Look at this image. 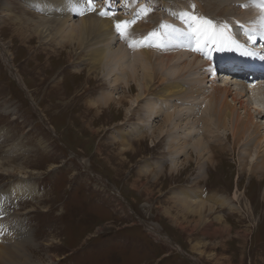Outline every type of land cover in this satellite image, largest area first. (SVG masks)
<instances>
[{
    "label": "rangeland",
    "instance_id": "rangeland-1",
    "mask_svg": "<svg viewBox=\"0 0 264 264\" xmlns=\"http://www.w3.org/2000/svg\"><path fill=\"white\" fill-rule=\"evenodd\" d=\"M75 1L88 4L87 10L72 15L75 23L85 16L104 18L99 15L105 11L113 16L121 13L114 0ZM148 1L163 4L178 0L138 2L147 4ZM186 1L211 4L213 9L221 6L220 0ZM24 2L0 0V246L20 244L26 255L15 263L22 264L26 260L23 264H264V166L261 164L264 147L258 143L259 137L264 135V116L250 111L251 104L246 106V101H242L243 105L238 101L234 103L235 93L231 89L226 98L227 103L235 104L237 120L231 118V122H226L227 128L220 126L219 129L212 122L204 123L205 118H210L206 113L209 111L207 98L213 88L224 84L228 89L234 87L230 82L236 79H231L227 67L245 72V63L233 64L225 58L221 63L216 61L211 68L195 64L190 77L201 82V92H196L198 84L182 81L186 76L174 79L177 87L180 84L187 87L188 94L163 98L167 100L165 105L155 107L158 116L148 119L144 112L141 114L147 99L150 98V104L162 101L157 93L166 88V82L173 80L163 81L162 77L179 69L168 67L171 60L167 58L168 70L158 71L152 94L139 101L135 109L130 108V115L128 100L124 98L125 103L121 104L114 100L105 105L103 93L113 90L115 97L130 99L138 92L135 82L130 81L134 88L129 89L128 81H115L104 66L100 69L95 66L96 70L92 71L94 56L90 52L93 47L88 40L78 48L67 46L64 50L53 42L42 44V40L31 34L36 30L34 22L54 13L47 8H26ZM237 3L238 0L232 5L223 1V5H234L237 11L249 10L248 5ZM256 3L264 13V0ZM162 9L153 15H162ZM21 11L28 12L29 23L34 24L32 28L28 26L30 30L24 27L23 37L19 24L11 23L21 16ZM193 11L198 12V8ZM207 11H204L206 15ZM218 15L211 13L212 20ZM238 15H219L215 26L222 24L221 27L227 25L225 29H230L234 16L236 23L237 18H243ZM258 19L253 17L252 25L260 32ZM237 26L246 27L243 22L235 28ZM236 40L246 48L245 37ZM219 46L209 55L213 59L206 57L203 50L201 64L213 62L219 50L220 56L225 55V49ZM178 47L185 49L181 51L185 54L187 48ZM261 48L257 52L264 54ZM186 56V59L194 57ZM155 59L158 58L153 62L159 67L157 62L160 61ZM131 62L132 57L125 67L126 74L131 71ZM137 66L140 65L137 63ZM221 66L226 68L220 69ZM260 75L262 81L264 74ZM112 85L115 88L111 89ZM242 86L239 88L250 89L247 84ZM258 104L264 109V97ZM181 108L191 118L185 124L179 122V132L173 131L180 133L191 123L194 126L192 137L203 136L205 145L214 146L215 151L200 155L190 144L185 152H179V169L175 172L169 157L172 153L168 149L169 138L165 134L163 139L159 135L162 142L154 145L152 136L147 135L139 143L127 129L134 123L146 129H159L168 112ZM126 114H129L127 118ZM250 114L255 124L253 130L259 135L255 134L252 140L247 133L234 138L233 127L244 123ZM177 115L174 122L185 116ZM204 126H212L215 134L207 137ZM167 127L171 128V124ZM181 134L184 135V131ZM212 160L217 162L212 164ZM148 162L153 169L146 175L143 171L149 167ZM182 162H187L185 168ZM159 168L162 173L157 176ZM22 182H28L33 192L14 196L12 185ZM182 196L192 198L188 210L180 207ZM198 201L206 203L203 213ZM148 225L158 226L163 237L158 238Z\"/></svg>",
    "mask_w": 264,
    "mask_h": 264
},
{
    "label": "bare ground",
    "instance_id": "bare-ground-1",
    "mask_svg": "<svg viewBox=\"0 0 264 264\" xmlns=\"http://www.w3.org/2000/svg\"><path fill=\"white\" fill-rule=\"evenodd\" d=\"M55 1L60 3L61 6L59 7L58 4H55L54 0L52 1L51 0H25L24 6H26V8L31 9L32 7L33 8L35 7L34 8L35 10L37 9L43 10V8H47V9H50L51 12L54 13V14H51L45 20H41L40 22H34L36 30L33 31L31 34L36 36L38 39L42 40L43 41L42 44L48 41L51 43L53 42V44L56 43L57 45H60L62 50H64L67 46L72 47V48L77 46L78 48L81 46L82 43H84L85 41L87 42L88 40V42H90L89 46H91V48L93 47V49L90 52V54L94 56V59H91L92 64H94V66L91 67L92 71L96 70L95 68L97 67H99L100 69L104 66L105 69H109L107 70L108 74L112 73L114 75L115 81H121L122 79H124L125 81H128L127 87L129 89L134 88L133 85L131 86L130 81L133 80L135 82L138 88V92L135 95H133V97L131 98L129 96L130 99H128V97H121V96L115 97V92H113V90L103 93V96H105V100H104L105 105H107L109 102H112L114 100H116L115 102H118L120 104L125 103V100H128V102L130 103V106L128 107L129 109L127 108L128 109L127 112L129 114L131 113L130 108H132L131 110H133L135 106H139V101H142L144 98H146V95L152 94L153 85H155L153 80L155 79L154 81L156 82L155 77L158 75L159 73L158 71H160L161 69H163V72H164L166 71L168 67L175 68L174 70H177V68H179L177 71H175V73L174 72L169 73L170 75L167 74L165 75V77L164 76L162 77L163 81L173 79L171 82H166L165 83L167 84L166 88H162L157 93V96L161 98L162 101L158 100L157 103L154 102L150 104L148 101L150 98L149 99L146 98L147 101L145 103V107L142 109L143 111L141 110V114L144 112L147 115L148 119H151L152 117L154 119L155 117L158 116L157 114L159 113V111H157L155 107H157L158 109V106L161 107L162 103L163 105H165V102L167 100L163 98H170L173 96L187 93V90H188L187 87L183 86L182 84H180V86L177 87L176 83H173L174 79L180 80V77L186 76L184 80L182 81L189 83L190 85L192 83L195 86L198 84L197 86L199 87V89H197L196 92L198 93L201 92L200 91L201 82H199L197 79H192V77H190V74L193 73V70H194L193 66H195V64L200 65L202 68H205V67L211 68V67H214V63H216V61L219 60L221 63V61H223L222 59H225V58L230 59V60H234L238 58V63L240 62L245 63V67L249 66V68L259 67L260 64L264 63V54H261L262 51L257 52L258 48L263 47L264 49V13L262 9L256 3L257 0L256 1L254 0L255 2L253 3H251L250 0H238L239 4L238 3L237 4L239 6L240 4L244 6L248 5V9L250 11L247 9L248 10L247 12L243 11V9H242L243 12H241V10L237 11L238 8L236 9V7H233L234 5L233 6H229L227 4L223 5L224 0H220L221 6L217 9H213L211 4L202 3V5H199L197 3H192L191 1L187 2L186 0L184 1L178 0L177 3L165 2L163 4H161L160 2L156 3V1L154 2L152 1L153 3L149 1L147 4H142L138 2L139 0H114V3L119 4L118 9H121V13L117 14L116 16H113V14H111L108 11H105L104 9V11L108 13L107 15H104V18H101V17L92 18L91 16H85V18L80 19V21L77 23H75V21L73 20L72 15L75 14V12L77 14L82 13L83 12L82 9L87 10V7H88L87 2L83 3L82 1H75V0H74L75 2L73 0H55ZM226 1L229 3L231 2V5H232L237 0H226ZM39 4H44V5L40 6ZM81 5H83V8L81 7ZM193 5L195 7H193ZM54 6H57L56 9ZM262 7L264 9V6ZM160 8H163L161 10L162 15L154 16L153 12L160 11L159 10ZM194 8H198V12H194L193 11ZM244 8L246 9V7ZM22 9H25V8H22ZM206 9H208V11ZM203 10L207 11L208 14L206 15V13ZM44 11H46V9ZM23 13L24 14L26 13L27 16H23L24 15ZM46 13H50V12L46 11ZM211 13L212 14L217 13L223 17L228 16V15H233V14L237 16L238 14H240L243 18L242 19L237 18L238 22L236 23L235 21L236 16H234L235 17L234 24L229 26L231 31L228 28L225 29L224 26L221 27L222 25L221 23H220L221 25L216 27V30H217L216 38L220 40V42H217L215 44H213L212 42L207 43L206 45L207 48H204L206 52L204 53H205V56L208 57L209 55H211V53H213L214 50L216 51L217 48H220L219 46L220 44L225 49V55L220 56L221 53L219 52L220 51L219 50L215 53L213 62L207 61L205 64H201V59H202L201 57H203L202 56L203 51L201 52V51L193 50L195 47V38L192 35V28L196 27L197 22L192 19V16H198V17L206 16V18L212 20L213 16H211ZM99 16H101V14ZM218 16L217 18H215L216 20L214 21L212 20L214 24L216 21H218ZM28 17H29L28 12L21 11V16H18L17 19H14L15 21L12 19L13 16L12 18H10L12 19L11 23L13 25L19 24L22 33L24 32L22 37L25 36L26 34L24 31V27L27 26L25 29H28V26H30L31 28L34 27L33 21L29 23L30 18ZM253 17H259L258 20L260 22H259V25L257 26V29L260 30V32H257L255 30V26L252 25ZM136 18L139 21L132 24L131 27L128 29V31L124 35H121V33L115 27L118 21H124V20L132 21V20H135ZM240 22L245 23L246 27L237 26L235 28V26L239 25ZM28 23L29 25H27ZM153 23L154 25H152ZM203 27L206 28L207 26H203ZM221 29H223L222 33H221ZM152 32H156L158 33V35L151 36L150 34ZM93 35L94 37L96 36V40L93 37L91 41L90 39ZM49 36L51 37L50 39H49ZM143 37H149V38L147 40H143L142 39ZM236 37L237 38L245 37L244 42L246 43V48L241 47L242 42H240L239 40H236L237 39ZM133 40L138 41V43L133 45L132 44ZM233 41H235L236 43H233ZM178 45H183L184 48H187L185 51V54L181 53V51L183 52L185 49L183 50V48L178 47ZM253 45L256 46V48ZM130 48H132L133 50L131 49L132 50L131 51ZM160 49H163L164 51H167V52L159 51ZM253 50L254 52L256 51V53L251 52ZM87 55H89V53ZM186 55L188 56L194 55V57L193 58L189 57L186 59L187 57ZM131 57H132L131 63L133 64V66L132 67L130 66L131 71L129 72V74L128 73L126 74L125 70H128V69H125V67H127L128 63L130 62ZM154 58H158V59H155L156 62L157 60L160 61V62H157L158 65H160L159 67L155 65L156 63L154 64L153 62ZM167 58L168 60L169 59L171 60V63L169 64L168 67L165 66V62H166L165 60H167ZM7 61L9 60H6V62ZM133 61H136L135 64ZM137 63L140 66H137ZM174 63L175 64L177 63V65H174ZM225 68L221 66L220 69H225ZM139 69H141L140 72H139ZM227 70H228L227 72H229L231 76V79L232 78L236 79L234 80V82H230V84L232 86L234 85V87L233 88L230 87V89H228L225 86V84L222 86L220 85L218 87H215L213 88L211 96L207 98L209 100V105H208L209 109H207V106H206V109L209 111L206 113H208L210 118H205L204 123L208 124L212 122L214 123V125L216 124L218 126L217 127L218 129L220 128V126L227 128L226 122L230 121L231 118H235L234 117L235 116L234 113L236 111L235 104L232 105L230 103H227V98H226L227 93H229L231 89L235 93L233 97L234 103L238 101V102H241L242 104L243 103L242 101H246V106H248L247 103L252 105V106L251 105L248 106L249 107L248 109H250V111L254 110V112L256 113L255 115L264 116V109L263 108L260 109L258 107L259 106L258 103L261 102L262 98L264 97L263 96L264 95V75L262 77V81H260L259 80L261 78L260 74L256 75L252 72H249V75H255L256 77L250 78L249 84H247L245 81L238 80L241 77H243V74L246 71L243 72L239 70L238 68H233V67H227ZM119 72H121L122 74L119 75L118 74ZM246 73L248 74V72ZM256 78H258L259 81L256 80L258 82H255ZM241 83L247 84V86H250V89H247V87L246 89L239 88V86L240 87L244 86V85L242 86ZM113 87L115 88V85H112L111 89H113ZM257 88L260 89L259 90L260 92H256L258 90ZM190 90L193 91L192 89ZM100 98H103V97H100ZM255 101H258V102L255 103ZM186 103H189V102H186ZM256 104L258 105L256 106ZM168 109L169 108H167V110ZM129 114H126L125 118H127ZM177 114L179 115L184 114L185 116L180 117V119L178 118L179 121L176 120L174 122V120L177 119V118L174 119L175 116H178ZM203 117L204 116H202V121H203ZM190 118L191 116L188 117V114H185L183 112V109L182 110L175 109L171 113L168 112L165 118L163 117L164 122L160 125L159 129L152 128V127L151 129L150 128L146 129L144 126L143 127L137 126L138 124L134 123V125L130 126V128H128L127 131H129V133L133 132V134L132 135L130 134V135L133 138L135 137V140L138 139L137 141H139V143H141L142 141L141 139L146 137L147 135L152 136L153 138L152 141L154 142V145L158 144L159 142H162L160 138L165 134V136L169 138V141H168L169 152L170 153L172 152L171 155L169 156L171 158V163H172L171 168L176 172L179 169V161L177 160V157L179 156V152L180 151L185 152L186 149H189L187 148V146H189L190 144L192 145V147L190 145V147L193 148L192 150L195 151L196 153H200V155H202V153L206 151H209L210 153L212 151L213 152L215 151L214 146L211 147L210 145L209 146L205 145L203 141V136L201 137L197 136L194 138L192 137V134L194 132L192 128L194 126H192L191 123H189L190 125L187 124L186 127L183 128L184 130L181 131V132L184 131V135H182L181 132L178 133L179 129L181 128V125L179 126V122L180 124L181 122H184L185 124L187 120ZM142 119L143 118L141 116V122H143ZM235 120H237V118H235ZM143 124L145 123L143 122ZM170 124H171V128L167 127L166 129L165 127ZM212 126H206V127L204 126V134L207 135V137L209 136V134L211 135V133H214ZM253 126L255 127V124H254L253 116L250 114L248 115V118L244 119V123H240L235 128L233 127V137L236 138L240 136V134H243L245 136V134L247 133L248 138L252 140V137L254 138L256 134L255 131L253 130L254 129ZM175 129H177L178 132L173 131ZM257 134L259 135V133ZM159 135L161 137H159ZM239 139H241V137H239ZM121 140L123 141L126 139L122 138L121 136ZM123 142L126 143L125 141ZM124 143L122 145L124 147H128L126 145L127 143L126 144ZM130 143H133V142H130ZM258 143L262 145L261 146L262 148L264 147V135L259 137ZM253 156L254 155H252V157ZM262 160L263 162L261 161V164L264 166V159ZM149 162L146 164L147 166H149ZM216 162L217 161L212 160L211 163L215 164ZM186 163L182 162L183 168H185ZM217 164H220V162ZM157 166H159V164ZM152 169L153 168L149 166L143 172H146V175H148L150 174L148 171ZM161 170H162L161 168L158 169V171L156 172L157 176H159V174L162 173ZM143 172H140V173L142 174ZM11 189L13 191V194H16L14 196H21V195L27 196L33 192V187H31V185L28 182L14 184L12 185ZM115 193L118 195L117 191H115ZM181 199H182V205L180 207L182 209H187V207L191 205V203L189 202L192 198H189V196H182ZM198 205L202 209V211L200 210L201 213H203V208L206 206V203H204L203 201H200ZM210 207L211 209L214 210V207L212 206ZM147 227L149 228L150 231L156 234L158 238L163 237V235L161 234V230L158 226L148 225ZM22 249L23 248L20 246V244L16 247H10V246H4V245L0 246V264H16L15 261H19L21 259V256L23 257L24 255H26L24 254L26 252L23 251ZM25 261L22 262V264L26 263ZM18 263L20 264L21 262H18Z\"/></svg>",
    "mask_w": 264,
    "mask_h": 264
},
{
    "label": "snow or ice",
    "instance_id": "snow-or-ice-1",
    "mask_svg": "<svg viewBox=\"0 0 264 264\" xmlns=\"http://www.w3.org/2000/svg\"><path fill=\"white\" fill-rule=\"evenodd\" d=\"M193 7H195L193 5ZM102 16L107 15L106 12L100 13ZM192 19L197 22L196 27L192 28V35L195 38V47L193 50L195 51H203L206 47L208 42H212L213 44L217 43V30L214 22L211 19L205 18V17H198V16H192ZM136 21H118L115 25L116 29L121 33V35H124L128 29L131 27L132 24H134ZM203 26H207L204 28ZM227 25H225V28ZM223 32V29H221V33ZM151 36H157L158 33L152 32L150 34ZM149 37H143V40H147ZM254 39V38H253ZM138 41L133 40L132 44H136ZM233 43H236L233 41ZM243 47V46H241Z\"/></svg>",
    "mask_w": 264,
    "mask_h": 264
},
{
    "label": "water",
    "instance_id": "water-1",
    "mask_svg": "<svg viewBox=\"0 0 264 264\" xmlns=\"http://www.w3.org/2000/svg\"><path fill=\"white\" fill-rule=\"evenodd\" d=\"M183 254V253H182Z\"/></svg>",
    "mask_w": 264,
    "mask_h": 264
}]
</instances>
